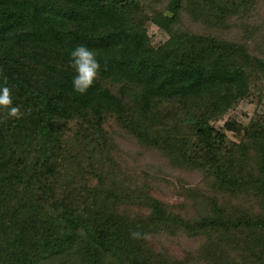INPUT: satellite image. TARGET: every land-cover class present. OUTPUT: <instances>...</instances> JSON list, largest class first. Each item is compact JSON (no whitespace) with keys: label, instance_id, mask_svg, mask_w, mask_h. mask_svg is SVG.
<instances>
[{"label":"trees","instance_id":"16d2710c","mask_svg":"<svg viewBox=\"0 0 264 264\" xmlns=\"http://www.w3.org/2000/svg\"><path fill=\"white\" fill-rule=\"evenodd\" d=\"M4 83L0 264H264V0H0Z\"/></svg>","mask_w":264,"mask_h":264},{"label":"clouds","instance_id":"9594fccd","mask_svg":"<svg viewBox=\"0 0 264 264\" xmlns=\"http://www.w3.org/2000/svg\"><path fill=\"white\" fill-rule=\"evenodd\" d=\"M69 64L74 72L71 81L73 91L78 94L87 93L101 70L96 51L86 44L78 45L70 52ZM0 108L6 109L11 117L22 115L19 106L15 105L12 88L6 83L0 84ZM132 235L137 237L139 233L134 232Z\"/></svg>","mask_w":264,"mask_h":264},{"label":"rangeland","instance_id":"374dc122","mask_svg":"<svg viewBox=\"0 0 264 264\" xmlns=\"http://www.w3.org/2000/svg\"><path fill=\"white\" fill-rule=\"evenodd\" d=\"M152 33L155 34L156 43L164 42L167 39L156 27L152 28ZM241 110L244 111V108L242 107Z\"/></svg>","mask_w":264,"mask_h":264},{"label":"water","instance_id":"95a60500","mask_svg":"<svg viewBox=\"0 0 264 264\" xmlns=\"http://www.w3.org/2000/svg\"><path fill=\"white\" fill-rule=\"evenodd\" d=\"M168 14H170L172 16V14L170 12Z\"/></svg>","mask_w":264,"mask_h":264}]
</instances>
